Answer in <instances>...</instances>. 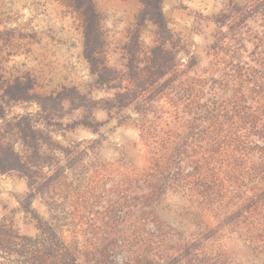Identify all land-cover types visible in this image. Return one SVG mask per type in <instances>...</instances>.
<instances>
[{"label":"rangeland","instance_id":"374dc122","mask_svg":"<svg viewBox=\"0 0 264 264\" xmlns=\"http://www.w3.org/2000/svg\"><path fill=\"white\" fill-rule=\"evenodd\" d=\"M0 89V264H264V0H0Z\"/></svg>","mask_w":264,"mask_h":264},{"label":"trees","instance_id":"16d2710c","mask_svg":"<svg viewBox=\"0 0 264 264\" xmlns=\"http://www.w3.org/2000/svg\"><path fill=\"white\" fill-rule=\"evenodd\" d=\"M1 91V89H0ZM3 93H8L7 90L6 91H3ZM1 145H0V164H1V160H2V152H1ZM11 155H13L15 158H17L18 156L16 154H13V152H10Z\"/></svg>","mask_w":264,"mask_h":264}]
</instances>
